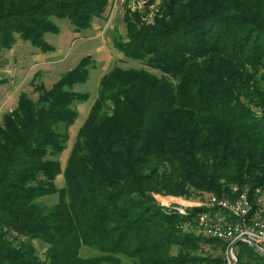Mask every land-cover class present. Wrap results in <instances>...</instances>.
I'll use <instances>...</instances> for the list:
<instances>
[{"label":"trees","instance_id":"obj_1","mask_svg":"<svg viewBox=\"0 0 264 264\" xmlns=\"http://www.w3.org/2000/svg\"><path fill=\"white\" fill-rule=\"evenodd\" d=\"M159 1L152 22L126 10L115 46L146 68L116 66L101 79L64 187L57 156L79 115L74 104L89 98L74 86L89 79L92 58L51 88L36 84L37 99L21 93L2 116L0 264H227V243L199 231L207 209L181 213L157 196L234 200L264 188V0ZM108 6L0 0V57L17 38L53 51L44 39L60 31L53 18L88 28ZM54 195L57 203L43 201ZM84 247L96 255L82 257ZM237 248L238 264H264L260 253L246 258L252 246Z\"/></svg>","mask_w":264,"mask_h":264},{"label":"rangeland","instance_id":"obj_2","mask_svg":"<svg viewBox=\"0 0 264 264\" xmlns=\"http://www.w3.org/2000/svg\"><path fill=\"white\" fill-rule=\"evenodd\" d=\"M131 4L139 7L135 11L141 12L146 18L150 15L152 5L160 4V1L128 0V4L121 5L117 0H109V6L104 17L94 18L90 27L83 29H78L69 19L53 18V22L59 27L60 31L58 33H47L44 37L46 42L55 48L53 51L42 52L33 46L31 42L17 38L13 48L4 51L0 57V78L6 80V84L0 87V121L5 113L12 111L17 106L21 93H27L31 98L37 99L36 84H44L47 88H51L84 58L90 56L94 62L90 67L89 79L85 83L74 86V91L88 93L89 98L84 102L74 104L79 115L69 128V140L66 143L65 150L59 157L57 156L62 165V174L56 179L59 188L65 186L63 172L78 132L99 97L101 79L116 66L126 69L146 68L141 61L125 57L115 46L118 39L126 37L127 28L124 14L127 9H131ZM149 70L157 72L156 70ZM209 196L210 194H203L196 196V198H182V200L189 204L201 203L206 202ZM157 199L165 206L174 207L171 203H176L181 198L159 195ZM43 201L47 205H53L58 202V196H47L43 198ZM36 246L40 256L44 257L47 246L41 242H36ZM239 251H242V249L237 248V253ZM204 252L217 253L209 246L204 247ZM243 252L246 258H251L250 254L257 255L259 253L255 247L243 250ZM81 255L82 257H91L96 253L94 250L84 247Z\"/></svg>","mask_w":264,"mask_h":264},{"label":"built area","instance_id":"obj_3","mask_svg":"<svg viewBox=\"0 0 264 264\" xmlns=\"http://www.w3.org/2000/svg\"><path fill=\"white\" fill-rule=\"evenodd\" d=\"M117 2L121 5L128 4V0ZM131 5L132 11L139 8L135 4ZM159 12V4L152 5L150 15L146 16L145 20L152 22ZM234 190L237 192V188ZM177 203L180 207L173 208L181 213L193 207L208 210L199 218V231L208 238L227 243L225 253L227 264H238V255L235 251L239 242L264 250V188H257L254 191L246 188L238 191L234 200L210 195L206 202L189 204L181 198Z\"/></svg>","mask_w":264,"mask_h":264},{"label":"water","instance_id":"obj_4","mask_svg":"<svg viewBox=\"0 0 264 264\" xmlns=\"http://www.w3.org/2000/svg\"><path fill=\"white\" fill-rule=\"evenodd\" d=\"M258 251L259 253L264 257V250H262L261 248H259L258 246H254Z\"/></svg>","mask_w":264,"mask_h":264}]
</instances>
